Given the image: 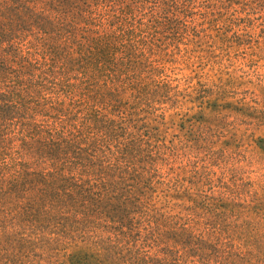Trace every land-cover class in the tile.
Listing matches in <instances>:
<instances>
[{"label":"rangeland","instance_id":"rangeland-1","mask_svg":"<svg viewBox=\"0 0 264 264\" xmlns=\"http://www.w3.org/2000/svg\"><path fill=\"white\" fill-rule=\"evenodd\" d=\"M0 92V264H264V0H0Z\"/></svg>","mask_w":264,"mask_h":264},{"label":"trees","instance_id":"trees-1","mask_svg":"<svg viewBox=\"0 0 264 264\" xmlns=\"http://www.w3.org/2000/svg\"><path fill=\"white\" fill-rule=\"evenodd\" d=\"M107 34L112 36L111 33H106L105 35L98 36V41H96L95 38L88 39V47L90 48L89 44L90 42H93L95 43V48H100L103 44V42H100V39H104ZM4 95L5 92H0V111L8 110L9 108H11L9 103H7ZM13 107H15V105ZM13 107L6 113L11 112L13 110ZM4 114H2L1 116H3ZM64 115L68 116V114ZM71 116L75 115L73 114L69 117ZM77 120V125H82L87 121L88 123L96 124L99 118L96 111L91 113L89 110H87L82 112ZM106 120L110 121L109 118H106ZM72 125L74 127L75 124ZM79 131L80 128L73 129L72 127L68 128L67 130H62V177L69 179V186L78 188L85 194L86 192L84 191L83 187L86 185V191H89V187L92 186V183L96 186L105 185L107 183L110 188H112V186L117 183V179L111 178L110 173L108 172L110 170V167H108L107 165H102L104 164V161L97 157L96 150H98L99 145H97L96 139L89 138L87 140H84L81 145L80 140H76L74 137H72V134H75ZM125 145L126 144L124 143L122 147H116L119 149V152H125ZM110 152L113 153V151ZM114 158L118 159V157ZM121 167L123 169H126L124 166ZM27 173L28 172H26L25 174ZM91 174L94 176H90ZM107 178L109 179L108 181H106ZM98 192L99 191H96L94 193L96 194ZM64 194L68 195L69 193ZM86 195L88 196V194ZM90 199L94 200V197ZM95 203L98 204V202ZM77 253H75L74 256ZM71 261L72 263H74L75 261L79 260L72 259Z\"/></svg>","mask_w":264,"mask_h":264}]
</instances>
